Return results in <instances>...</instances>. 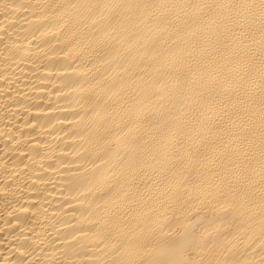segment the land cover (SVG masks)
<instances>
[{
    "label": "bare ground",
    "instance_id": "bare-ground-1",
    "mask_svg": "<svg viewBox=\"0 0 264 264\" xmlns=\"http://www.w3.org/2000/svg\"><path fill=\"white\" fill-rule=\"evenodd\" d=\"M0 264H264V0H0Z\"/></svg>",
    "mask_w": 264,
    "mask_h": 264
}]
</instances>
